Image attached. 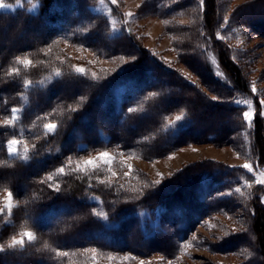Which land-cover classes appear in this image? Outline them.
Here are the masks:
<instances>
[{"label": "trees", "instance_id": "trees-1", "mask_svg": "<svg viewBox=\"0 0 264 264\" xmlns=\"http://www.w3.org/2000/svg\"><path fill=\"white\" fill-rule=\"evenodd\" d=\"M194 1L144 0L138 12L167 19ZM197 1L201 7L198 30L191 31L192 42L187 39L175 50L181 61L188 55L195 60L187 62L199 83L186 79L143 45L124 20L121 2L21 0L23 6L0 11V30L15 37L12 47L0 44V193L8 190L18 202L10 222L0 213V264H98L92 259L95 254L146 257L156 252L162 264L167 259L168 264H180L182 243L195 226L214 208L233 202L238 197L235 188L241 187H248L246 204L238 201L245 209L241 216L247 217L246 229L224 236L215 246L227 253L247 248L248 257L239 264L264 262L263 188L254 183L252 174L206 159L184 165L157 184L139 169L124 176V168L120 172V166L112 165L119 174L114 179L109 177L114 173L110 166L90 167L82 162L104 148L150 159L187 142L221 141L222 136L199 127V120L211 111L228 119V132L220 131L237 138L244 128V107L234 101L238 94H245L253 97L258 112L253 119L252 147L256 166H264L260 103L247 89L228 45L216 37L221 22L217 0ZM31 2H37L34 11L28 9ZM101 2L105 9L94 8ZM255 6L264 7V0L239 6L232 13L241 28L264 35V27L252 23L253 13H260L252 12ZM246 10L252 15L243 20ZM113 16L119 24L115 30L109 22ZM169 24L167 30L174 31ZM206 40L218 53L226 81L208 63ZM62 43L117 58L120 63L108 74L77 72L61 59L58 45ZM17 57L31 63L25 66ZM201 79L217 100L201 89ZM175 87L192 93V99L185 97L189 103ZM200 107L208 112L196 109ZM13 108L18 110L17 120L4 125ZM176 115L183 119L172 122ZM144 120L151 127L142 128ZM49 123L57 125L53 132L45 128ZM11 139L20 141L16 155L8 153ZM60 168L63 173H58ZM10 174L17 177L7 179ZM27 230L34 239L12 246L11 239ZM91 249L96 252L89 257Z\"/></svg>", "mask_w": 264, "mask_h": 264}, {"label": "rangeland", "instance_id": "rangeland-1", "mask_svg": "<svg viewBox=\"0 0 264 264\" xmlns=\"http://www.w3.org/2000/svg\"><path fill=\"white\" fill-rule=\"evenodd\" d=\"M143 1L144 0H117L118 3H122L121 12L123 13L124 20L132 27V30L137 34L140 41L146 48L155 52L159 57L165 60V62L177 69L189 81L193 83H199L200 81L198 75L194 72L192 68L193 66L187 62L190 60L192 63H194L195 60L188 55L183 56L182 59L184 61H181L175 50L177 46L179 47L181 45V42H188L187 39L191 41L192 34L190 33L193 29L198 30L201 12L199 2L195 0L189 5L182 6V9L178 10V12H174L173 15H168L169 19H162L158 15L139 14V4L143 3ZM3 2L8 4L9 7L6 9H0V11L13 10L18 6H23L21 0H18L14 3H8L5 0H3ZM217 2L220 7L219 11L221 10V22L217 26V32L215 33L216 37L221 42H224L228 45L232 60L237 63L238 67L241 68V72L248 82L247 89L250 90V92L256 97L257 102L260 103L259 115L263 118L264 123V115H262V113H264V106L261 104V101H264V35L258 34L257 31V33H254L250 31L249 28H241L237 23V19H235V16L232 13V11H234V9L237 7H249V5H253L255 2H258V0H217ZM33 5H36L35 8H33ZM36 7L37 2H31L28 6V9L34 11ZM94 8L105 9L106 5L104 2H101ZM254 11H259L261 14L255 12L252 15V12ZM252 12L246 10L241 18L245 20V18H248V16L252 15L251 17H253V25L256 27H264V7L255 6ZM129 13L132 15L129 16ZM109 22L114 30L116 29V26L118 27L119 25L117 18L114 16L109 19ZM168 24L169 26H173L171 28H174V31L171 32L167 30ZM20 33L21 31H19L18 34L20 35ZM14 39L15 37L1 31L0 44L5 45L7 48L12 47L15 45L12 44L15 42ZM203 42H206L205 45H207L208 63H210L214 73L220 79L226 81V72L223 68H221L218 62V53L211 49L210 45L208 44V40ZM184 46L186 47V45ZM58 49H60L63 55H61V59L64 57L66 60H68L67 62L69 66L72 67V69L76 70L77 68H81L84 70L83 72L88 74H108L114 70L116 62L120 63L119 60H116L117 58L111 59L110 57H104L102 55H94L92 52L84 48L72 47L66 43L58 45ZM64 54L66 56H64ZM200 87L204 92L210 94L211 97L215 96L209 87L204 86L203 81ZM253 87L256 89L255 92L252 90ZM175 90L178 92V95L182 96L183 100L187 103L189 102L185 97L189 99L193 98V95L190 91L183 90L179 87H175ZM234 102L244 107L243 113L245 111L251 110L253 113V119L258 113L255 110L253 97L250 95L238 94ZM190 103L192 106L194 105L193 101ZM196 109L200 110V112L203 110H205L204 112H208V109L204 107ZM243 113L242 119L244 122V128L242 127L239 130V136L237 138L232 134L226 136L225 132H222L225 130L227 131L226 128L229 127L226 126L229 125L226 116H221V114L216 115L211 111L210 116L206 118L205 116H202V118L199 120V127L207 129L206 132L208 133H214L219 137L222 136L221 141H207L203 139L195 142H187L178 146L177 148L172 149L165 155L150 159L141 157L134 153L124 154L113 151L109 148H104L100 151H96L87 155L85 158H83L82 162L84 165H86L84 161L93 159V165L86 166L91 167L101 164L110 166L109 169H112L114 172L109 174L110 178H119V174L116 173L115 167H112V165H118L120 166L118 167V171L121 172L123 168L126 170L124 171V176H129L132 172L138 173V171L133 170L139 169L141 172H144L152 182H156L161 181L164 177L170 176L174 171L180 169L186 164L210 159L221 162L230 167L240 168L245 174H252L254 183L261 185L263 188L260 193L262 200V198H264V184L257 183V181L264 180V166H256L257 157L252 147L253 120L251 121V124H249V122L244 120ZM177 116L178 115L171 118L172 122L176 121L175 118ZM140 126L142 128L148 126L151 127V122H145L144 120L143 124ZM220 128L224 129L220 131ZM166 142L167 141L165 140L164 143ZM101 152H107L109 154L110 163H104L102 160L96 159ZM245 163H248L253 168L252 172H248L247 169L243 167ZM15 177L17 176L10 174L6 178L14 179ZM18 179H22L21 175ZM239 189L240 192H236L238 197H236L233 202H229L228 204L225 203L214 208L207 215H205L204 218H202L201 222L195 226L187 241L182 243L180 254L178 255L180 264H239L248 257L247 254H249V251L247 248H245L244 251L240 250L236 251V253H227L217 251L215 246L216 243H218L219 240L224 236L231 233H238L246 229L247 217L241 216V213L244 212L245 209L243 204L238 201H243V203L246 204V196L248 192L245 191H247L248 187H241ZM9 193L11 192L8 190H4L0 193V210H2L0 213L4 217L5 222H10L12 210L18 204L17 200L12 194L11 198L9 197ZM9 204L13 205L11 214H9L7 208ZM100 214L103 215L102 213ZM26 232L31 231L27 230ZM23 233L17 234L13 238L27 240V238L23 236ZM13 238L11 240H13ZM244 240L247 241L246 238ZM94 254L95 253L90 251L89 257ZM244 254H246L245 257ZM94 256V260L97 261L98 264L163 263V260L161 261L160 259L162 257L159 252L153 253L146 257H138L131 253L106 256L95 254ZM169 262L170 260L168 259L165 261L166 264ZM257 262L264 264V262L260 260Z\"/></svg>", "mask_w": 264, "mask_h": 264}, {"label": "snow or ice", "instance_id": "snow-or-ice-1", "mask_svg": "<svg viewBox=\"0 0 264 264\" xmlns=\"http://www.w3.org/2000/svg\"><path fill=\"white\" fill-rule=\"evenodd\" d=\"M112 3L113 4L117 3V0H112ZM35 6L36 5H33V8H35ZM8 7H9L8 4H5L3 2V0H0V9H6ZM30 11H31V9H30ZM128 15L131 16L132 14L129 13ZM17 60L19 61V63H21V64H23L25 66H28L31 63L27 58H25L23 60H20V58L17 57ZM12 71L15 72L16 70L13 69ZM76 71L77 72H83L84 70L81 69V68H77ZM56 74L57 75H60L59 72H57ZM28 83H29L28 81H25V86H27ZM252 90H253V92H255L256 91L255 87H253ZM212 99L215 101V100L218 99V97L213 96ZM261 104H262V106H264V101H261ZM11 111H12L11 119H5L4 122H3L4 125H14L15 121L17 120L18 117H17L16 113H17L18 110L15 109V108H13ZM129 111H132V109H129ZM262 115H264V113H262ZM243 118H244L245 121H247V122H249V124H251V121L253 120V113L251 112V110L245 111L243 113ZM175 119H176V121H181L183 119V117L182 116H177ZM56 127H57L56 124H47V125H45V128L49 132H53L56 129ZM19 143H20V141H18L16 139H11V140H9L7 142V149H8V153L10 155H13V154H17L18 153V145H19ZM27 151H28V149H27V147H25V152H27ZM24 159H27V157L25 156ZM96 159H100L104 163H110V157H109V154L107 152H101V153H99V155H98V157ZM84 163L86 165H93L94 161H93V159H88V160L84 161ZM243 167L245 169H247L248 172H252L253 171V168L248 163H245L243 165ZM57 171H58V173H63L64 172V169L63 168H60ZM48 179L51 180V177H48ZM155 183L158 184V183H160V181H156ZM257 183L264 184V180H258ZM235 191L236 192H240V189L239 188H236ZM9 197L11 198V193H9ZM262 203H264V198H262ZM12 207H13V205H11V204H9L7 206L8 211H9V214H11ZM0 211H2V210H0ZM23 236L26 237L29 241H31V240L34 239L33 233H31V232H24L23 233ZM23 244H24V240L23 239L13 238V240H12V246H14V245H21L22 246ZM91 251L93 253L96 252L95 249H91ZM61 255H67V253H62ZM93 259H95V256H93Z\"/></svg>", "mask_w": 264, "mask_h": 264}]
</instances>
